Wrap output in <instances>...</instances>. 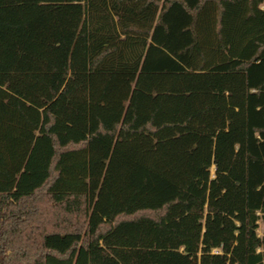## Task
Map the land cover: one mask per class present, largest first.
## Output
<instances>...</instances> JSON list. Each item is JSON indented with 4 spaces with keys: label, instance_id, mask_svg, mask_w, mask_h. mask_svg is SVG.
I'll list each match as a JSON object with an SVG mask.
<instances>
[{
    "label": "trees",
    "instance_id": "16d2710c",
    "mask_svg": "<svg viewBox=\"0 0 264 264\" xmlns=\"http://www.w3.org/2000/svg\"><path fill=\"white\" fill-rule=\"evenodd\" d=\"M263 4L0 0V264H264Z\"/></svg>",
    "mask_w": 264,
    "mask_h": 264
},
{
    "label": "rangeland",
    "instance_id": "374dc122",
    "mask_svg": "<svg viewBox=\"0 0 264 264\" xmlns=\"http://www.w3.org/2000/svg\"><path fill=\"white\" fill-rule=\"evenodd\" d=\"M263 6H264V4H263ZM263 6H262V7H263ZM210 176H211V177L214 176V167H211V169H210ZM68 264H69V263H68ZM70 264H74V262H73V263L71 262Z\"/></svg>",
    "mask_w": 264,
    "mask_h": 264
}]
</instances>
